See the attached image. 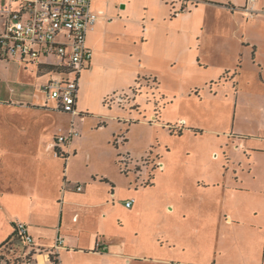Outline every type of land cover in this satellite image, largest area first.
Wrapping results in <instances>:
<instances>
[{
  "label": "crops",
  "instance_id": "1",
  "mask_svg": "<svg viewBox=\"0 0 264 264\" xmlns=\"http://www.w3.org/2000/svg\"><path fill=\"white\" fill-rule=\"evenodd\" d=\"M193 2H197L194 10L188 7ZM245 4L246 0H90V11L97 19L86 35V46L92 58L89 67L82 71H86V83L96 88L97 97L103 96L101 100L112 92L115 95L122 83L120 89L125 93L138 80L147 81L158 91L155 106L160 102L163 110L164 106L176 103L177 92L161 89L150 70L149 78L145 69L141 75L142 60L151 62L146 57L147 44L154 41L165 49L171 48L176 57L173 63H181L184 74L183 53L194 49L208 29V23L202 22L204 17H199L197 12L212 10V60L210 55L189 57V72L199 77L204 75V86L211 81L212 91L205 93V100L234 104V117L240 108L248 109L242 94L250 89V84L254 85L261 97L250 98L249 105L253 108L249 112L260 114L259 121L254 124L255 116L250 112L252 118L247 120L251 130L244 132L233 125L232 131L238 134H231L229 140L222 143V147L228 149L225 166L200 172V177L189 179L185 172L167 166L160 152H156L155 170L171 180L165 186L167 194L173 193L174 188L186 186L189 181L195 188V195L200 196L188 203L167 199L165 212L171 217L184 218L186 214L195 217V224L191 225L193 232H209L199 245L201 253L212 252V232L233 238L241 235L251 246L250 256L256 258L261 254L259 263L264 264V159L257 165L253 158L254 154L264 156V0H256L253 18H248L243 11ZM106 56H110L111 63H127V68L116 69L111 77L97 78L95 71L108 65ZM195 59L198 69L209 71L212 68V76L197 72ZM20 62L29 66L21 59ZM245 72L252 79L243 80ZM194 87L180 91L182 98L194 93L200 99ZM38 92L42 94L39 99L31 95L25 103L0 105L5 108L6 115L0 120V208H12V214L17 212L11 223L26 226L35 249H50L61 237L64 242L58 251L59 264H133L135 256L125 250L129 237L118 235L122 231L120 224L126 223L123 231L129 228L134 232L137 218L140 217V227L143 209L151 205L135 195L138 188L121 193L123 189L119 190L106 172L79 167L75 161L77 152L72 148L74 138L66 145L56 144L57 130L63 133L65 129L56 125V120L60 125L71 118L69 133L71 123L74 125L77 117L84 116L80 84L74 115L58 111L55 102L48 101L40 90ZM160 116V110L153 109L148 119L158 125ZM101 117L113 121L120 119L106 114ZM123 121L126 122V118ZM172 123L181 133L185 127L193 125L185 117ZM104 125L103 121L99 122L100 127ZM121 141L124 142L123 137ZM240 152L244 157H239ZM216 153L210 154L211 159L212 154L218 155ZM118 156L115 150L114 158ZM154 179L152 176V181ZM77 184L82 185V192L75 190ZM153 186L152 182L150 187ZM147 189L143 187L140 192ZM206 193L212 194L210 200L205 197ZM126 201H132L130 207L125 206ZM89 225H93L92 230L87 228ZM11 231L6 223L5 237ZM97 244L103 249L96 248ZM36 258L44 260L40 255ZM214 259L190 264H216ZM44 264H49L46 259Z\"/></svg>",
  "mask_w": 264,
  "mask_h": 264
},
{
  "label": "rangeland",
  "instance_id": "2",
  "mask_svg": "<svg viewBox=\"0 0 264 264\" xmlns=\"http://www.w3.org/2000/svg\"><path fill=\"white\" fill-rule=\"evenodd\" d=\"M16 6L14 5V7ZM188 7L194 10V7ZM197 15L204 17L202 22L208 23V29L194 49L183 53L181 62H183L184 74L181 73V63H173L176 57H173L171 48L165 49L158 42L152 41L147 44L148 53L146 57L147 59L149 57L151 62L145 63L142 60L144 67L140 71L141 75L145 69V74L149 78L148 72L150 70L153 74L152 77L157 78L161 89L177 92L175 104L168 107L164 106L162 110L159 102L156 107L154 100L159 97L158 91L152 89L153 84L143 80H138L136 85L131 90L126 89L125 93L120 89L123 87L122 83L118 85V91L115 95L111 89L109 92L112 93L101 100L103 96L97 97L98 94H96V88L93 84L86 83V71H82L80 75L81 107L85 117H77V121L74 120L73 122L74 130L78 132V136L74 137L72 146L73 150L77 152L75 161L79 167L85 168L87 166L88 169L96 170L99 173L106 172L113 179L118 189H123L120 190L121 193L127 189L138 188L135 195L139 200L143 202L147 200L151 205L143 209L140 227V217H136L137 222L136 219L133 220L134 225L136 222L134 232L130 231L129 228L127 231H123L126 223L120 224L122 231L118 235L129 237L125 250L130 256H135L133 264H190L211 261L214 258L216 264H224L223 262L225 264H246L247 262L248 264H260L259 257L261 254L257 255L256 258L250 256L251 246L245 243L241 235L238 238H233L212 232L210 234L212 235V252L210 254L201 253L199 245L204 242L203 236L208 235L209 232L204 231L198 234L193 232L191 225L195 224V217L187 214L184 218L171 217L165 212L167 199H176L188 203L196 196L195 188L187 181L186 186L174 188L173 193L167 194L165 186L167 181L171 182V180L167 179L166 176H160V172L155 170V164L158 162L156 152H160V156L167 166H173L178 171L185 172L188 175L187 178L200 177V172L226 165L225 156L228 149L222 147L224 146L222 143L225 140L228 141L231 134H238L232 131L233 125L244 132L249 131L251 129H249L250 124L247 118H252L250 112L255 116L254 124L257 123L256 120L259 121L260 116V114L255 115L256 111L250 110L249 112V109L253 108L249 105L250 98L261 97L258 89H255V86L251 84L249 85L250 89L244 90L242 94L243 103L247 105L248 109L246 107H243V110L240 108L236 117H234V104L229 105L218 101L207 103L205 100V93L212 91L210 88L211 81H208V84L206 83L207 85L204 86V80H206L204 75L199 77L195 72H189L191 67L187 62L189 57L197 55L202 57L210 55L212 60V10L199 11ZM106 57L108 65H104V68L95 71L97 78L111 77L116 69L125 70L128 66L127 63L124 64L123 62L111 63L110 56ZM58 59L59 57L51 56L47 61L54 63ZM196 61L197 59H195L194 68L197 72L212 76V68L209 71L202 68L200 70ZM40 62L44 63V58H41ZM41 75L37 72L35 65L25 66L22 64L19 56H9L7 60H1L0 105L8 104V102L13 104L25 103L31 95L34 98L38 97V99L42 97L38 90L41 89L47 78L52 76ZM90 79L91 77L88 76V80ZM246 79L252 78L245 72L243 80ZM190 86H195L194 88L198 89L200 99L195 97L194 93L186 94L182 98L180 91L186 92ZM27 94L29 96H26ZM118 95H120L121 101L118 99ZM147 101L149 104L146 103ZM4 109L0 106V120L6 117ZM153 109L160 110L161 116L158 119V125H154L148 119ZM105 114L107 117L114 116L120 119L115 121L113 119L104 120L101 116ZM11 117L16 118L12 115ZM182 117L191 120L193 125L185 127L182 134L178 136L168 129L174 125L173 121L175 122ZM124 118H126V122L123 121ZM100 121L106 125L100 127L102 126H99ZM70 122L71 118L67 119L65 123L62 121L59 125V120H56V125L62 129L67 128L64 129L63 133H59L57 130L58 136H67ZM169 123L172 124L168 125ZM14 127L17 128L16 123H14ZM253 128L255 129V126ZM122 137L124 142L121 141ZM115 150L116 155L119 153L116 158H114ZM213 152H217L216 155H218L214 157L212 154L211 159L210 154ZM240 156L244 157L242 152H240ZM233 158L236 157L233 156ZM253 158L254 163L259 165L263 162L264 156L254 154ZM75 169L78 170L76 167ZM151 175L155 177L154 181H152ZM152 182L154 186L151 188ZM143 187H148V189L140 192ZM133 193L134 191L131 192V196ZM206 194L205 197L210 200L212 194ZM210 194L211 196H209ZM199 197L196 196V198ZM0 211L2 212V216H0L1 244L13 233L11 220L17 212L12 214V208H0ZM6 223L12 231L9 233L10 235L5 237ZM87 228L92 230L93 225H89ZM9 247L11 251L8 250V254L5 250L1 251L0 249V256L2 255L1 257L6 260L11 257V263L19 257L18 255H23L26 251L18 238L12 241L11 246H7V248ZM3 263L1 260L0 264ZM16 263L23 264L21 259Z\"/></svg>",
  "mask_w": 264,
  "mask_h": 264
},
{
  "label": "built area",
  "instance_id": "3",
  "mask_svg": "<svg viewBox=\"0 0 264 264\" xmlns=\"http://www.w3.org/2000/svg\"><path fill=\"white\" fill-rule=\"evenodd\" d=\"M255 2L246 0L243 11L248 18L256 15ZM96 19L97 15L90 11V0H0V61L19 56L26 65L51 69L47 75L52 77L40 91L48 101L55 102L58 111L74 115L79 75L92 58L86 35ZM51 56L59 57L58 61L48 62ZM76 136L78 132L71 123L68 135L57 136L55 142L66 145ZM75 190L82 192V185H75ZM131 203L126 201L125 206L130 207ZM16 231L26 249L23 264H44L45 259L51 264V256L59 261L58 251L64 242L61 237L49 250H42L35 249L24 224L17 223ZM96 248L103 249L100 244ZM39 255L43 261L36 258Z\"/></svg>",
  "mask_w": 264,
  "mask_h": 264
},
{
  "label": "trees",
  "instance_id": "4",
  "mask_svg": "<svg viewBox=\"0 0 264 264\" xmlns=\"http://www.w3.org/2000/svg\"><path fill=\"white\" fill-rule=\"evenodd\" d=\"M196 5H197V2H193L192 3V6L193 7H196ZM36 69H37V72L38 73H41L42 75L47 74V73H49L51 71V69L45 68V67H37ZM169 130L170 131H173V133L174 134L176 133L178 136H180L182 134L179 130L174 129L173 127H170ZM12 226H13V230H14L13 233L7 238V240L5 242H3V243L0 244L1 251H4L5 250V252L7 254L9 253L8 250L11 251V248L10 247L7 248V246H11L12 245V241L14 239H17L18 238L20 240V238H19V236L17 234V231H16V224H12ZM1 256H0V261L3 260V262H4L3 264H17L16 262L20 261V259H21V263L24 262L22 255H18L19 257H17L13 261V263H11L12 262L11 259H10L11 257L7 258V260H6V259H4V257H1ZM56 258H57L56 256H51L50 257V263L51 264H59V261L57 262V259Z\"/></svg>",
  "mask_w": 264,
  "mask_h": 264
}]
</instances>
